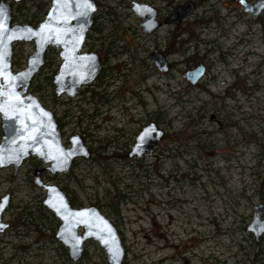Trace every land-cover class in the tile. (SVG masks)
I'll list each match as a JSON object with an SVG mask.
<instances>
[{"label": "rangeland", "instance_id": "374dc122", "mask_svg": "<svg viewBox=\"0 0 264 264\" xmlns=\"http://www.w3.org/2000/svg\"><path fill=\"white\" fill-rule=\"evenodd\" d=\"M7 1L17 24L35 27L52 2ZM95 1L83 51L104 58V78L73 99L57 97L53 76L62 60L50 47L29 88L55 114L65 145L80 134L92 153L68 173L45 171L44 180L63 188L77 207L97 206L116 224L126 264H263L264 234L257 240L247 226L254 206L264 203V8L247 12L242 0ZM133 1L155 7L163 25L145 32ZM189 1L195 8L179 25L164 23ZM154 49L166 54L168 72L150 58ZM34 51V42L14 44L15 72ZM200 64L207 73L192 85L184 73ZM150 121L167 136L152 156L129 158ZM2 137L0 114V144ZM46 166L31 156L17 172L0 167V201L10 196L0 264H109L94 240L74 262L56 238L60 220L34 183V170Z\"/></svg>", "mask_w": 264, "mask_h": 264}, {"label": "water", "instance_id": "95a60500", "mask_svg": "<svg viewBox=\"0 0 264 264\" xmlns=\"http://www.w3.org/2000/svg\"><path fill=\"white\" fill-rule=\"evenodd\" d=\"M13 1L19 3L22 0ZM242 3L247 12L254 14L264 8V2L256 5ZM194 8L190 1L175 6L166 23L179 25ZM133 9L145 18L141 23L145 32L151 33L161 26L153 6L134 3ZM0 10L3 11L0 15V114L3 128L0 167L12 165L17 172L31 156L41 159L47 166L34 170V183L46 191L42 203L60 220L56 238L68 248L71 259L78 262L83 256L85 243L94 240L106 250L109 264H125L127 249L113 221L97 206L73 207L59 185L44 180L43 171L53 175L67 173L76 159H89L92 153L80 134L71 135L68 139L70 145H65L55 114L29 92L35 76L46 62L50 47L59 50L62 60L53 76L57 97L74 98L81 87L96 80L103 67L102 58L97 51L84 52L83 48L94 26L98 4L95 0H52L45 19L36 27L13 22L12 5L7 0H0ZM22 41L34 42L35 51L29 55L27 67L15 72L14 44ZM150 58L159 70H169L167 58L157 49L150 52ZM206 70V66L200 64L186 71L185 77L196 85ZM164 134L156 122L145 125L128 154L129 158L151 156ZM9 203L7 194L0 202V232L9 227L2 221ZM263 211V202L255 205L252 222L247 226L257 240L264 234Z\"/></svg>", "mask_w": 264, "mask_h": 264}, {"label": "flooded vegetation", "instance_id": "af4514ba", "mask_svg": "<svg viewBox=\"0 0 264 264\" xmlns=\"http://www.w3.org/2000/svg\"><path fill=\"white\" fill-rule=\"evenodd\" d=\"M242 1H243V2H247V1H245V0H242ZM134 3H139V2H137V1H133V4H134ZM247 3H249V2H247ZM139 4H144V3H139ZM250 4H251V3H250ZM98 5H99V4H98ZM251 5H253V4H251ZM98 7H99V6H98ZM154 8H155V7H154ZM167 17H168V16H167ZM167 17H166V18H167ZM157 18H158V14H157ZM166 18L164 19V23H165V24H167V23H166ZM94 20H95V16H94ZM158 20H159V18H158ZM159 21L161 22V26H162V25H163L162 21H161V20H159ZM94 23H95V21H94ZM161 26H160V27H161ZM160 27H159V28H160ZM91 30H92V29H91ZM156 30H157V29H156ZM154 31H155V30H154ZM154 31H153V32H154ZM151 33H152V32H151ZM88 36H89V35H88ZM87 39H88V38H87ZM85 44H86V43H85ZM159 53H161V52H159ZM162 54H164V53H162ZM164 55H165V57H166V54H164ZM100 56H101V55H100ZM101 58H102V61H103V67H102L101 73L99 74V76L96 78V80H95L93 83L81 87V88L79 89L78 94L82 92L81 89H85L86 86H88V87H89V86H92V85L95 84L98 80L100 81V80H102V79L104 78V73H105V70H107V68H106V62H105L104 58H103L102 56H101ZM168 63H169V62H168ZM156 67H157V66H156ZM157 68H158V67H157ZM206 69H207V68H206ZM158 70H159V68H158ZM169 70H170V65H169ZM169 70H168V71H169ZM160 71H161V70H160ZM168 71H162V72H168ZM185 73H186V72H185ZM185 73H184V77H185ZM206 73H207V70H206ZM206 73H205V75H206ZM205 75L200 79V81L205 77ZM185 78H186V77H185ZM186 79H187V78H186ZM200 81H199V82H200ZM199 82H198V83H199ZM198 83H197V84H198ZM88 89H90V88H88ZM78 94H77L75 97H77ZM75 97H74V98H75ZM69 99H73V98H69ZM151 122H155V121H150L149 123H151ZM149 123H147V124H149ZM156 123H157V122H156ZM147 124H145V125H147ZM157 124H158V123H157ZM145 125H144V126H145ZM158 125H159V124H158ZM144 126H143V127H144ZM59 127H60V125H59ZM143 127H142V128H143ZM142 128H141V130H142ZM161 128H162V127H161ZM162 129H163V128H162ZM163 130H164V129H163ZM140 132H141V131H140ZM140 132H139V133H140ZM164 132H165V134H164L162 140L167 136V132H166L165 130H164ZM139 133L137 134V136L139 135ZM68 139H69V138H68ZM136 139H137V137H136ZM136 139H135V141H134V143H133V146H134V144H135V142H136ZM162 140H161V141H162ZM161 141H160L159 143H161ZM159 143H158V145H159ZM158 145H157V146H158ZM133 146H132V148H133ZM157 146H156V147H157ZM156 147H155V149H156ZM132 148L130 149V151L132 150ZM130 151H129V152H130ZM129 152L127 153V156H128V154H129ZM154 152H155V151H154ZM153 154H154V153H153ZM153 154H152V155H153ZM91 156H92V155H91ZM90 158H91V157H90ZM90 158H89V159H90ZM132 159H133V158H132ZM134 159H137V158H134ZM140 159H142V158H140ZM87 160H88V159H87ZM75 161H76V160H75ZM75 161H74V162H75ZM73 164H74V163H73ZM44 172H45V171H43V173H44ZM46 172H49V171H46ZM43 173H42V175H43ZM67 173H68V172H67ZM57 174H59V173H57ZM52 175H53V174H52ZM54 175H55V174H54ZM61 189H63V188H61ZM63 190H64V189H63ZM64 191H65V190H64ZM65 192H66V191H65ZM66 193H67V192H66ZM67 195H68V193H67ZM68 198H69V200H70L72 206H73V207H77L78 204H73V202H72V200H71L72 198H71L69 195H68ZM0 202H1V201H0ZM76 203H77V202H76ZM77 208H80V207H77ZM52 212H53V211H52ZM53 213H54V212H53ZM3 214H4V213H3ZM56 217H57V216H56ZM113 223H114V222H113ZM114 224H115V223H114ZM115 225H116V224H115ZM117 228H118V227H117ZM118 230H119V229H118ZM80 232H82V230H80ZM0 233H3V232H0ZM119 233H120V235H121L120 230H119ZM121 237H122V236H121ZM96 242H97V241H96ZM61 243H62V242H61ZM86 243H87V242H86ZM86 243H85V245H86ZM99 244H100V243H99ZM62 245H63V243H62ZM63 246H64V245H63ZM100 246H101V245H100ZM64 247H66V246H64ZM101 247H102V246H101ZM66 248H67V247H66ZM102 248H103V247H102ZM85 251H86V246H85V248H84V252H83V256H82V258L84 257ZM105 251H106V250H105ZM68 254H69V251H68ZM69 257H70V255H69ZM70 258H71V257H70ZM82 258H81V259H82ZM81 259H80V260H81ZM80 260H79V261H80ZM107 260H108V259H107ZM125 261H126V257H125ZM22 264H24V263H22ZM125 264H126V263H125Z\"/></svg>", "mask_w": 264, "mask_h": 264}, {"label": "trees", "instance_id": "16d2710c", "mask_svg": "<svg viewBox=\"0 0 264 264\" xmlns=\"http://www.w3.org/2000/svg\"><path fill=\"white\" fill-rule=\"evenodd\" d=\"M48 79H50V80H51V79H52V77H51V76H49V77H48ZM118 156H124V155H120V154H119ZM71 200H72L73 204H77V203H76V201H75L73 198H72ZM115 212H117V214H119L118 207H116V211H115ZM125 263H126V261H125ZM263 264H264V263H263Z\"/></svg>", "mask_w": 264, "mask_h": 264}, {"label": "snow or ice", "instance_id": "6c2138e0", "mask_svg": "<svg viewBox=\"0 0 264 264\" xmlns=\"http://www.w3.org/2000/svg\"><path fill=\"white\" fill-rule=\"evenodd\" d=\"M0 15H3V11L0 10ZM0 28H2V25H0ZM0 43H2V40H0Z\"/></svg>", "mask_w": 264, "mask_h": 264}]
</instances>
